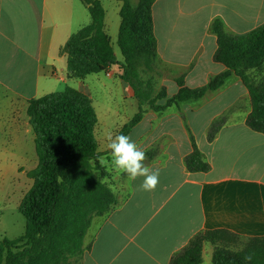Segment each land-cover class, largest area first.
Wrapping results in <instances>:
<instances>
[{"label": "crops", "instance_id": "0c3cea01", "mask_svg": "<svg viewBox=\"0 0 264 264\" xmlns=\"http://www.w3.org/2000/svg\"><path fill=\"white\" fill-rule=\"evenodd\" d=\"M99 1L113 47V42L118 44L123 3ZM152 14L157 64L168 73L161 85L175 95L180 77L195 89L227 70L214 60L218 45L213 24L222 22L229 35H247L264 25V0H155ZM91 22L80 0H0V125L5 127L0 131L12 156L18 149L25 153L21 142L34 137L28 116L25 123L20 120L31 99L67 87L87 90L88 79L95 75L97 88L110 94L119 90L124 103L136 100L120 78L119 65L85 79L69 76L60 50ZM251 113L249 91L232 74L200 100L174 106L161 117L145 114L128 135L136 133L133 141L142 150L158 147L147 166L159 170V183L154 191H143V177L129 180L127 198L93 220L80 264H170L196 234L209 230L264 237V134L247 126ZM220 119L225 124L209 141L212 124ZM129 121L126 115L121 124ZM194 145L210 165L208 172L187 170L185 159ZM208 246L203 262H212Z\"/></svg>", "mask_w": 264, "mask_h": 264}, {"label": "trees", "instance_id": "16d2710c", "mask_svg": "<svg viewBox=\"0 0 264 264\" xmlns=\"http://www.w3.org/2000/svg\"><path fill=\"white\" fill-rule=\"evenodd\" d=\"M80 1L87 7L92 22L69 38L60 55L67 58V71L75 79L120 66L121 80L133 89L139 102L138 113L119 133L128 135L146 114L136 86L139 67L142 64L152 69L158 56L152 14L155 0H140L136 8L129 0H119L123 6L118 46L123 63L118 62L105 32V9L101 1ZM212 32L218 45L214 60L227 70L195 89L185 85L184 77L176 79L178 93L168 97L163 89L158 99H165L166 103L157 112L200 100L235 74L251 98L252 113L247 126L264 134V78L256 83L250 75L264 67V25L247 35L234 36L225 32L222 22L216 21ZM27 116L35 137L38 164L29 173L33 184L19 205V212L26 220L25 233L18 239L0 243V264H80L93 220L119 206L113 191L95 175L96 171L106 172L95 165L102 154L95 134L98 116L93 99L87 93L67 87L29 100ZM224 124V119L212 124L209 141L215 139ZM185 164L192 173L210 170L196 145ZM207 244L214 248L213 264H264V237L245 238L223 229L196 234L173 256L170 264H202ZM248 254L253 256L250 262L244 260Z\"/></svg>", "mask_w": 264, "mask_h": 264}, {"label": "rangeland", "instance_id": "374dc122", "mask_svg": "<svg viewBox=\"0 0 264 264\" xmlns=\"http://www.w3.org/2000/svg\"><path fill=\"white\" fill-rule=\"evenodd\" d=\"M129 2L133 8H136L138 7L140 0H129ZM113 47L116 55L123 62L122 53L116 42H113ZM115 66L117 67V65ZM250 75L254 82L259 83L264 78V67L260 70L252 71ZM94 76L91 77V79H88V82L86 83L87 90L85 88L82 90H80V88L75 89L87 93L93 99L97 116H99L101 122L98 123L95 129V134L100 146L99 150L102 154L101 156L108 157L109 153L106 150L108 134L111 133L115 135L121 132L126 125L121 124V122L126 115L131 121L139 111V102L136 99L134 91L135 99L137 101L132 99L124 103L119 90H115L113 94H110L101 88H97V82L95 81L94 83ZM138 76L140 84L138 83L136 86L141 96L142 108L146 111V114L153 112L161 117L165 111L174 107L172 106L165 111L157 112V108L166 103L165 99L161 100L158 99V97L161 94V91L165 89L161 85L162 80L168 77V73L158 66L157 61L152 69H148L145 65L141 64L138 70ZM166 93L168 97L174 96L171 95L169 89H166ZM0 95L2 94L0 93ZM5 106L7 108L8 104L5 103ZM115 113H120V115L116 116ZM125 113L126 115H124ZM20 118V120L25 123L27 118V112L25 110L20 112ZM103 121H105L106 124H104ZM1 127L2 126L0 125V129L5 128ZM135 134L131 137L132 140ZM4 137L5 136L1 135L0 131V243L5 239H18L25 233L26 220L19 212V205L33 184V180L29 173L35 169L38 164L33 140L34 137L26 138L25 141L21 142L26 148V151L25 153H22L24 150L20 152L18 149L15 156L10 154V149L6 150V148H9L11 145L8 146L9 142L5 141ZM159 149H161V145ZM144 151L147 157L144 163L147 166L157 157L159 150L155 145L149 149H144ZM95 165L106 172L105 175L102 171H96V178L102 183H105L113 191L120 205L122 201L127 198L129 193L128 186L130 179L127 174L118 172L110 166H102L100 159ZM213 250V246H210L209 252H212ZM202 264H212V262L205 258Z\"/></svg>", "mask_w": 264, "mask_h": 264}, {"label": "clouds", "instance_id": "9594fccd", "mask_svg": "<svg viewBox=\"0 0 264 264\" xmlns=\"http://www.w3.org/2000/svg\"><path fill=\"white\" fill-rule=\"evenodd\" d=\"M106 150L108 157L101 156L102 166H110L118 172L127 174L130 180L143 177L140 189L143 191H154L159 183V170L150 169L145 165L146 153L138 147L129 135L108 134ZM251 254L245 255L246 262L252 261Z\"/></svg>", "mask_w": 264, "mask_h": 264}]
</instances>
